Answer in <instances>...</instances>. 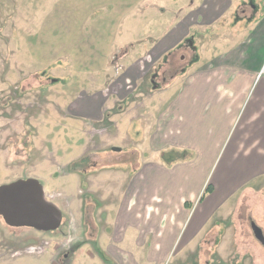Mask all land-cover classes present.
Segmentation results:
<instances>
[{
	"label": "rangeland",
	"instance_id": "1",
	"mask_svg": "<svg viewBox=\"0 0 264 264\" xmlns=\"http://www.w3.org/2000/svg\"><path fill=\"white\" fill-rule=\"evenodd\" d=\"M138 1L0 0V185L36 179L45 199L62 214L59 228L51 231L11 227L0 216V258H4L0 264H51L54 249V264H75L84 219L89 222L90 215H96L99 226L107 219L112 222L115 214L110 212L108 218L105 207L116 200L117 193L127 190L141 160L170 165L171 161L195 159L193 152L188 156L177 150L159 153L152 149V141L156 134L160 136L156 123L170 99L169 80L176 73L182 75L177 82L185 80L193 56L199 55L192 35L201 32L191 28V35L177 44L171 57L145 59L141 50L133 54L130 49L139 42L124 44L129 42V34L135 38L150 27L149 22L132 21L125 13L127 2L140 6ZM250 1L236 0L229 11L234 18H241L238 26L233 25L238 30L249 31L253 28L250 18L264 17V0H252L253 9ZM256 35L250 33L240 43L251 63L263 57L262 74L264 37L256 42ZM118 37L120 42L115 41ZM98 98L103 105L97 118L84 116L75 108ZM239 119L228 139L239 131ZM226 146L208 170L205 186L211 179L219 181ZM112 147L120 150L112 151ZM80 158L77 169H71L70 164ZM263 188L243 197L245 203L237 211L232 202L218 211L223 215L231 207L229 220L238 228L236 232L242 231L240 245L255 258L253 264H264V245L252 231V225L258 224L264 236ZM215 195L216 191L207 195L205 202L192 210L193 221ZM192 204L195 206L197 199ZM193 221L185 223L184 242ZM44 242H49L44 252L25 253L27 247ZM90 249L87 252H92ZM186 252L185 246L180 249L176 245L163 264H181ZM189 253L184 259L192 258ZM65 254L67 259L73 256L72 260L64 261ZM79 260L94 262L82 256Z\"/></svg>",
	"mask_w": 264,
	"mask_h": 264
},
{
	"label": "crops",
	"instance_id": "2",
	"mask_svg": "<svg viewBox=\"0 0 264 264\" xmlns=\"http://www.w3.org/2000/svg\"><path fill=\"white\" fill-rule=\"evenodd\" d=\"M192 1L142 0L136 2L140 6L127 2L125 13L129 19L149 22L150 27L135 38L130 33L129 42L123 43L139 42L130 52L142 51L145 59H164L175 54L177 44L191 35V28L201 32L192 35L199 55L193 56L185 80L177 82L182 76L179 73L169 80L170 99L156 123L160 136L156 134L152 141V149L159 153L177 150L187 156L193 152L196 157L192 161H171L170 165L160 160H141L127 190L117 193L116 200L105 207L108 218L110 212L115 214L112 222L107 219L104 226H99L96 215H90L89 222L84 219L77 237L81 246L74 252L75 264H86L83 260L78 262V256L91 259L93 264H163L176 245L187 249L181 264L256 262L248 249L244 251L240 245L243 235L242 231L236 232L238 228L229 220L231 207L223 215L218 211L228 202L237 211L245 203L243 197L254 195L264 186L263 57L251 63L240 43L253 32L257 34L256 42L264 37V17L250 18L249 25L253 28L249 31L238 30L233 25L238 26L241 18L229 13L236 0ZM249 4L250 9L255 8L252 0ZM228 25L233 28L228 29ZM121 40L118 37L115 41ZM102 105L98 98L81 102L75 108L84 116L92 114L97 118ZM239 117L242 130L237 125L239 131L228 139ZM225 143L219 181L211 179L208 183L213 191L200 199L208 170ZM215 191L208 206L193 221L192 210L199 208L207 195L212 196ZM195 199L197 204L193 206ZM188 220L194 222V227L184 242L182 231ZM256 226L263 234L261 226ZM88 248L92 252H87ZM188 252L192 258L184 259ZM72 257L67 259L65 254L64 261Z\"/></svg>",
	"mask_w": 264,
	"mask_h": 264
},
{
	"label": "water",
	"instance_id": "3",
	"mask_svg": "<svg viewBox=\"0 0 264 264\" xmlns=\"http://www.w3.org/2000/svg\"><path fill=\"white\" fill-rule=\"evenodd\" d=\"M112 151H119L112 147ZM0 216L11 227H29L39 231L58 229L62 214L46 200L41 184L32 178L20 179L0 185ZM252 231L257 240L264 244L261 229L255 224Z\"/></svg>",
	"mask_w": 264,
	"mask_h": 264
},
{
	"label": "built area",
	"instance_id": "4",
	"mask_svg": "<svg viewBox=\"0 0 264 264\" xmlns=\"http://www.w3.org/2000/svg\"><path fill=\"white\" fill-rule=\"evenodd\" d=\"M126 88L128 89L129 85H127ZM48 246H49V242H44L41 245H31L30 247H27L25 253L27 254L42 253L47 249Z\"/></svg>",
	"mask_w": 264,
	"mask_h": 264
},
{
	"label": "trees",
	"instance_id": "5",
	"mask_svg": "<svg viewBox=\"0 0 264 264\" xmlns=\"http://www.w3.org/2000/svg\"><path fill=\"white\" fill-rule=\"evenodd\" d=\"M181 153H183V154L186 155L185 152H181ZM170 154H173V153H170ZM174 158H176V156H174ZM79 162H81V158H80L79 160L74 161L72 164H70L71 169H77L76 167H77V165H79ZM211 190H212V186H211L210 183H208V184L205 186L204 191H203V193H202L200 199H202V197L204 196L205 193L210 192ZM185 204H187V203H185Z\"/></svg>",
	"mask_w": 264,
	"mask_h": 264
},
{
	"label": "flooded vegetation",
	"instance_id": "6",
	"mask_svg": "<svg viewBox=\"0 0 264 264\" xmlns=\"http://www.w3.org/2000/svg\"><path fill=\"white\" fill-rule=\"evenodd\" d=\"M128 84H126V81H125V88H126V86H127ZM127 89V88H126ZM264 245V244H263ZM63 264V263H62Z\"/></svg>",
	"mask_w": 264,
	"mask_h": 264
}]
</instances>
